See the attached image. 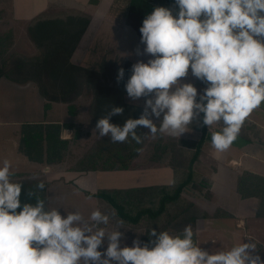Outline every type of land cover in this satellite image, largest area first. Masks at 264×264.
Instances as JSON below:
<instances>
[{"label":"clouds","instance_id":"obj_1","mask_svg":"<svg viewBox=\"0 0 264 264\" xmlns=\"http://www.w3.org/2000/svg\"><path fill=\"white\" fill-rule=\"evenodd\" d=\"M175 9L158 6L140 28L143 53L151 58L132 65L125 84L131 100L145 98L138 119L122 126L110 123L124 109L112 106L95 127L99 137L113 143H143L138 127L152 138H179L203 114L212 147L226 152L237 139L250 115L264 104V0H175ZM139 54V52H138ZM191 75L207 86L199 94ZM125 70H118L117 82ZM152 117L160 119L154 123ZM137 152L142 149H136ZM47 173V169L43 170ZM12 162L0 163V264H264L254 254L250 238L228 250L210 252L200 247L191 224L179 234L152 228L148 242L135 239L121 246L123 221L109 230L116 213L99 208L85 216L80 211L62 215L48 208L40 192L43 181L21 200L23 186L13 182ZM88 199H92L89 196ZM107 242L106 249H99Z\"/></svg>","mask_w":264,"mask_h":264},{"label":"rangeland","instance_id":"obj_2","mask_svg":"<svg viewBox=\"0 0 264 264\" xmlns=\"http://www.w3.org/2000/svg\"><path fill=\"white\" fill-rule=\"evenodd\" d=\"M165 1V0H162ZM73 13V11H71ZM75 17V16H74ZM77 17V16H76ZM75 19H68V18H55L53 20L51 19H40L42 22V25L36 26L32 30H34L35 34L37 35L38 31L43 27L45 30H54L56 27L59 28L60 26H64L63 24H69V30L77 29L80 30L81 27L79 22L76 21L81 18ZM84 21V20H83ZM8 22H10V18H1L0 17V31H2V27H5L8 25ZM11 27L17 26L15 23L12 24L10 22ZM68 26V25H67ZM25 27V26H23ZM65 27V26H64ZM92 27V28H91ZM100 23L98 20H94L91 22L90 29H93V32L89 33V36H92L95 34L94 31L99 30ZM21 29V28H20ZM24 29V28H23ZM13 30H17L16 28H13ZM1 34V32H0ZM11 35V33H10ZM9 35V36H10ZM12 41L10 44H6L5 53L0 57V63L3 60L7 61H20V60H27L31 61L32 59H35L40 56L43 50L37 48L36 41L34 38V35L32 33L29 34H21V33H13L12 35ZM56 38H59L56 37ZM116 42V45L120 48L121 51H123L127 56H129V61H131V64L129 67H127L125 71V78L123 81V84L121 86V89L118 92V95L116 96V100H118V103H114L113 106H120L123 107L124 112L123 115L118 116H112L110 119V123L120 125L122 126L123 123L128 118L132 119H138L140 115L143 112L145 98H140L138 100H131L126 93L125 90V84L129 77L131 76V68L132 65L135 64L137 61H144L147 62L151 57L147 54L143 53V49L145 45H137L136 49L133 50L134 54H132L133 51H128V49L125 47L123 41L118 39L117 37L114 39ZM83 46V45H82ZM97 45L94 46L96 48ZM103 46V45H102ZM80 43L77 45L76 51L73 54L71 60L74 64L78 65L79 67H83L84 69L90 68L96 72L97 70H100L103 73L104 79L107 76L105 73L106 68L104 67V64L107 62V56L109 53L111 54V50H104L99 49L100 53L101 51L104 52L103 56L100 61L95 62V57L97 56V49L96 50H87L83 46L81 49H79ZM84 49V50H82ZM116 50V49H114ZM139 52V54H138ZM115 53V52H114ZM116 54V53H115ZM122 61H126V57L123 55V57L119 58L118 65L115 66L114 70V79L112 80L113 83L104 81L100 83L105 85H116L117 84V75L118 70L121 67ZM112 62V60H111ZM96 63H98L99 67H96ZM100 75V74H99ZM191 81V82H188ZM183 82L185 83H192L198 90L199 94L203 93L204 88L207 86L205 83L201 82L200 80L196 79L194 76L191 75V72H189V75L186 78H183ZM31 83V82H30ZM26 91L31 90V86L34 91L33 97H24L23 101L25 103H35L36 98H38L36 94V85L32 82L31 85L29 83L23 84ZM17 90L11 89L10 93L13 95H9L10 99L15 100V96L19 99V95H15ZM15 92V94H14ZM0 97V101H1ZM94 101V88L88 84V83H80L79 89L77 94L72 97L71 100L66 102L67 108L64 109V112H62L63 116L67 115L65 117L66 121L70 122L71 129L69 131V148H67L66 152V158L63 163L55 165L56 170H60L61 172H77V168L79 167V161L83 158V155H86L91 148H93L98 143H107V144H116L117 147L122 151V156L126 157L128 153V149L124 150V143H113L111 141V138L109 136L105 137H99V133L95 132L96 127V120L92 112V105ZM27 109L32 107L25 106ZM112 106L109 107V109ZM262 111H264V104L261 106ZM58 113V112H57ZM39 115V113H38ZM41 116V113H40ZM56 117H62V115L57 114ZM252 118H256L261 123H264V112H259L257 109L250 115ZM154 123L160 122V119H157L155 117H152ZM198 119V118H197ZM198 122L193 121V124L189 126V131L182 134L179 138H174L165 135L162 139L165 145H168L169 143L174 144V147L176 145L179 146V148H183L186 150H192L195 146V143L199 140L201 135V124L199 120ZM247 123V122H246ZM246 123L244 124V128L242 127L240 134L238 135L237 139L234 141V145L238 146L239 148L248 147V144L245 143V136L250 135V138H254L255 132L247 131ZM221 127L219 124L213 125L210 129L208 126H206V133L209 134L220 131ZM149 129L144 127H138L137 132L138 134L142 135L143 137V143L140 145V149L142 151L138 152L135 159H133L130 164L129 168L125 170H122L123 172L119 174L117 178H115L114 181L117 182V185L119 186L117 189L120 190H126L128 186H135V187H142V186H150V187H159L162 185V183H166L169 178H167V175H171L169 168L170 163V156L169 154L167 156H163L165 158L162 162L158 163L155 161H150L151 155L154 154V145L157 138H152L151 135H149ZM207 135V134H206ZM246 136V137H247ZM206 137V136H205ZM254 141V140H253ZM256 141V140H255ZM134 141H132L133 143ZM134 145V143H133ZM204 145V144H203ZM173 148V147H172ZM169 149L170 152H173ZM209 148H212V146L208 145L203 148L201 147L200 156H207L209 153ZM2 147H0L1 152ZM176 149V148H175ZM250 152L254 154V157H245L242 160L238 159L236 161V164L230 163V160L228 161L229 166L225 165L224 163L227 162V160H220V156H218V160H214L209 162L207 158H203V162L200 164L202 165L207 164L208 166H203V171L201 172L202 176L199 179V182L192 185L189 189V192L185 194L186 198L190 201H193L195 205L198 207L200 211L196 213L197 221L196 225L193 228L194 232L196 233V240L197 244H200V247L216 252L218 250H228L233 245L243 241L245 243L249 242V239H252L257 244V250L256 253L260 255L261 259L264 260V218H256L255 215V203L257 205V200L254 198H249L245 200H240L234 193V184L237 182V177L241 175L243 172H255L258 175L264 176V142H262V145L258 148H249ZM253 151V152H252ZM211 152V151H210ZM160 154V153H159ZM171 154V153H170ZM237 156V155H236ZM3 155H0V161ZM21 157V156H20ZM258 157L261 159V161H258ZM251 158H257L256 160H253ZM1 163V162H0ZM12 166L13 171L15 175L13 176V182L20 183L23 186L22 189V195L21 200L22 202H32L34 203V198L30 200L27 193L30 190L35 189V185L41 181L44 182V176L42 175L44 172L43 170L48 167L45 163L41 164L42 172L34 171L31 166H29L27 160L24 158H15V160H12ZM51 167V166H49ZM240 169V172L237 173V171ZM243 169V170H242ZM131 170L130 172H127ZM237 170V171H236ZM252 171V172H250ZM82 172V171H78ZM84 172V171H83ZM91 172V171H86ZM216 172V175L214 177L212 176L213 173ZM88 174V173H87ZM254 174V173H252ZM77 175V176H76ZM75 176V177H74ZM81 176L80 174L74 173L71 177V185L76 182V178ZM83 176V175H82ZM75 179H74V178ZM115 177V176H114ZM113 177V178H114ZM87 180L83 181V187L86 188L83 189L81 192L88 197L84 192L91 193L97 192L98 189L97 186H95V189L92 188L94 184L92 185L88 178ZM171 179V178H170ZM64 182L65 177L62 179ZM76 180V181H75ZM214 180V182L219 183L222 185L221 194L218 195L216 193L210 194V189L212 188L211 182ZM172 181V179H171ZM76 185V184H73ZM77 186V185H76ZM236 186V184H235ZM127 187V188H126ZM46 195V184L45 189L43 190ZM42 192V191H41ZM213 193V192H212ZM209 194L208 200H205V195ZM41 196V194H40ZM195 197H199L201 199V202H199L197 199L194 200ZM52 198V196H51ZM67 198V199H66ZM54 199L58 204L59 201L62 205L60 208V212L62 215H66L67 212L72 211H80V208H83V205H81L78 200L76 199H69L66 195L63 196L61 199L58 194H54ZM91 203V212L97 208H99L101 211L106 213L113 212V209L106 203L98 201L94 198H92ZM59 200V201H58ZM63 200V201H62ZM243 201V202H242ZM201 211H204L208 214V219L201 218ZM223 212L227 213L228 217H223ZM117 220H119L117 217L112 219L110 221V224L108 225V229L112 230L117 227ZM183 221L178 220L177 223H180ZM162 225H168L166 224L165 216L161 221ZM182 224V223H180ZM170 230H176L178 227L168 226ZM184 228V227H182ZM152 228H149V224L146 221V219H143L138 223L136 226L130 225V224H124L123 227L119 229L122 233H124V238L122 240L121 246H132V242L135 239H139L142 241L144 237L151 231ZM183 230V229H182ZM143 242V241H142ZM107 242L105 241V244L102 246L101 251H104L106 249Z\"/></svg>","mask_w":264,"mask_h":264},{"label":"trees","instance_id":"obj_3","mask_svg":"<svg viewBox=\"0 0 264 264\" xmlns=\"http://www.w3.org/2000/svg\"><path fill=\"white\" fill-rule=\"evenodd\" d=\"M155 6L151 0H130L127 23L132 25L141 37L140 28L142 22L150 14ZM42 25V24H40ZM39 25V26H40ZM43 28V27H42ZM44 30V29H43ZM46 30H44L45 32ZM39 32V31H38ZM63 32L37 33V37L43 38L51 43L40 54L31 61H5L0 63V78L6 77L13 80H33L39 87L41 94L50 101L59 100L68 102L74 97L79 89L80 83H88L94 88V101L92 112L96 122L107 115L109 107L114 105L111 89L100 87L96 71L72 63L71 54L78 43L80 33L72 34V49L67 45L70 40ZM59 38H56L58 37ZM8 39L0 36V57L5 53ZM7 44V45H6ZM128 67V65H127ZM125 67V71L127 69ZM124 74V78H125ZM121 80V84H123ZM45 109L48 105L45 104ZM201 124V135L192 150L179 148L178 145L169 143L165 145L164 136H157L154 145V154L150 161L162 162L163 156H170L169 168L172 171V181L168 185L159 187H142L126 190H98L95 193L84 192L88 197L108 204L116 213V217L124 224L136 226L140 221L146 219L149 228L159 231H170L179 234L182 227L191 224L194 228L197 221L196 213L200 211L193 201L186 198L192 185L199 182L203 168L198 163L201 147L205 143L206 126L203 125V114L199 118ZM159 126V125H157ZM71 125H65L69 128ZM59 125L24 124L21 129L20 151L28 160L37 163L60 162L63 159V150L67 142L59 139ZM134 143V145H133ZM125 142L124 150L128 149L126 157L116 144L98 143L79 161V167L75 171H122L129 168L130 162L135 159L141 144ZM173 147V148H172ZM173 152H170L169 149ZM176 148V149H175ZM160 153V154H159ZM171 153V154H170ZM41 198L46 200L45 192L42 191ZM236 195L240 200L254 198L257 200L255 210L256 218H264V177L249 172H243L237 177ZM209 194L205 195L208 200ZM201 202L199 197H195ZM201 218L208 219L209 216L201 211ZM223 217H228L223 212ZM166 219V224L161 221ZM178 220L183 221L177 223ZM178 227L170 230L168 226ZM149 234L142 239L148 242ZM196 243V233L194 237Z\"/></svg>","mask_w":264,"mask_h":264},{"label":"crops","instance_id":"obj_4","mask_svg":"<svg viewBox=\"0 0 264 264\" xmlns=\"http://www.w3.org/2000/svg\"><path fill=\"white\" fill-rule=\"evenodd\" d=\"M152 4L155 7L163 6L168 8L175 9V4L169 3L167 1L162 0H151ZM130 0H0V17L1 18H10V22L15 23L17 26L11 27L10 22H8V25L5 27H2V31L0 36L6 37L8 39L7 44H10L12 41V34L13 33H23V34H29L32 33L35 38V43L37 48L44 50L48 45L51 43L46 42L43 38L37 37L35 34L36 32L32 30L37 25L39 26L42 24L40 22V19H57V18H68V19H75L81 18L82 20L78 21L81 29H73L69 30V24H63L64 26H60L59 28L54 30L56 32L62 31L65 35H68L70 38L67 48L70 50L72 49L73 42L71 41L72 34L80 33V38L78 40V43L73 48L74 51L71 54V58L73 54L76 51L77 45L80 43L81 48L84 46L86 51L87 50H96L97 49V56L95 57V62L100 61L103 53L99 51V49H106L111 50V54L107 56V62L104 64V67L106 68L105 73L107 76L104 79V75L100 70H97L96 72L98 74V84L100 87L111 89L110 93L113 96L114 103H118V100H116V96L118 95L119 90L121 89V81L114 86L101 84V82L108 81L112 82L114 79V70L115 66L118 65L119 58L123 57V55L126 57V61H122L121 67L125 70V67H129L131 64V61H129V56L125 54L123 51L120 50V48L116 45V42L114 39L117 37L121 41H123L125 47L128 49V51H133L136 49L137 45H143L141 43V37L137 33L136 29L127 23V13L129 8ZM73 11V13L71 12ZM75 16V17H74ZM84 20V21H83ZM94 20H98L100 23V28L97 31H94L95 34L92 36H89L90 32H93V29H90L91 22ZM68 25V26H67ZM25 26V27H23ZM13 28H16L17 30H13ZM21 28V29H20ZM24 28V29H23ZM92 28V27H91ZM45 30V29H44ZM43 28L40 29L38 33L45 34L47 30L44 32ZM52 30H48V32H51ZM35 32V33H34ZM11 33V35H10ZM10 35V36H9ZM83 45V46H82ZM96 48H94V46ZM103 45V46H102ZM144 46V45H143ZM79 47V49H81ZM116 49V50H114ZM84 50V49H82ZM116 54H115V53ZM134 54V51L130 56ZM70 58V61L72 62ZM112 60V62H111ZM73 63V62H72ZM96 67H99L98 63H96ZM189 72H191L189 70ZM100 74V75H99ZM31 83L33 82L37 89L36 94L38 98H36L35 103H25L23 101L24 97L31 98L34 95V91L32 86L30 87V91H26L24 87V83ZM31 82V83H30ZM191 82V81H188ZM11 89L17 90L15 95H19V99L17 96H15V100L10 99L9 95H13L10 93ZM0 147H2L0 155L2 154L3 157L1 158V163L4 159H8L12 162V160L15 158H24L27 160L29 166L33 168V170L42 172L41 164L33 162L27 159L26 156H24L19 147H20V140H21V129L24 124H41V125H59V139L62 141L67 142V147L63 150V159L66 158V152L67 148H69V131L71 127L65 128V125H71L70 122L66 121L65 117L67 115L63 116L62 112H64V109L67 108L66 102H62L59 100L50 101L44 98V96L41 94V91L38 87V85L33 80H11L6 77L0 78ZM45 104L48 105V108L45 109ZM32 106L30 108H26L25 106ZM259 112L262 111L261 107L257 109ZM58 112V113H57ZM39 113V115H38ZM41 113V116H40ZM65 113V112H64ZM57 114H61L62 117H56ZM200 117H198L197 120H199ZM195 120V122H198ZM200 122V121H199ZM247 122V123H246ZM246 126L247 131L255 132L254 138H250V135L245 136V143L248 144V147L239 148L238 146H235L232 144V146L223 153L217 152L213 147L209 148V153L207 156H199L198 163L201 164L203 162V158H207L209 162L218 160V156H220V160L224 161L227 160L225 165L229 166L228 161L230 160V163L236 164V161L238 159L242 160L245 157H254L255 152L251 153L249 148H258L262 145V142H264V123L259 122L256 120V118L249 117L246 120ZM215 126V125H214ZM220 127H222L221 124H219ZM245 126V125H244ZM243 126V128H244ZM201 131V129H200ZM205 137V143L203 145V148L211 145V135L206 133ZM254 140V141H253ZM256 140V141H255ZM211 151V152H210ZM217 153V154H216ZM237 155V156H236ZM21 156V157H20ZM83 155L82 157H84ZM203 157V158H202ZM253 160H256L257 158H251ZM60 162H53L51 164L45 163L48 167L47 173L42 174L44 176V183L46 184V205L48 208H61L62 205L59 201V204L52 199L54 197V194H58L59 197L62 199L64 195H66L69 199H76L78 202L83 205V208L81 209V213L87 218L91 213V203L93 199H88L81 191L86 188H84L82 185L84 184L82 180H91V184L93 189H95V186H97L100 190H120L117 189L119 186L117 185V182L114 181L115 178L119 176L123 171H91V172H61L60 170H56L54 167L55 165L63 163ZM258 161H261V159L258 157ZM203 166H208L207 164H202ZM202 165H200L202 167ZM51 166V167H49ZM237 166V164L235 165ZM230 167V166H229ZM243 170V169H242ZM126 171V170H125ZM131 170L127 171L130 172ZM237 171V170H236ZM240 172V169L237 171V173ZM252 172V171H250ZM80 174L81 176L76 178V182L71 185V177L73 174ZM88 173V174H87ZM255 175V172H252ZM170 176L167 175V178L169 180L166 183H162V185H168L171 183L172 179V171H170ZM83 175V176H82ZM216 175V172L213 173V177ZM77 176V175H76ZM115 176V177H114ZM261 176V175H258ZM65 177L64 182H62L63 178ZM75 177V176H74ZM73 177V178H74ZM114 177V178H113ZM264 177V176H262ZM171 178V179H170ZM75 179V178H74ZM212 188L210 189V194H221L222 185H220L217 182H214V180L210 181ZM236 184V183H235ZM234 184V189L232 190L233 193L236 195V186ZM142 187H150V186H142ZM133 186H128L127 189L132 188H142ZM92 192V190H89ZM88 192V191H87ZM213 192V193H212ZM95 193V192H94ZM52 196V198H51ZM237 196V195H236ZM67 199V198H66ZM63 201V200H62ZM243 202V201H242ZM255 203V207H256ZM60 210V209H59ZM62 214V213H61ZM255 216V215H254Z\"/></svg>","mask_w":264,"mask_h":264},{"label":"water","instance_id":"obj_5","mask_svg":"<svg viewBox=\"0 0 264 264\" xmlns=\"http://www.w3.org/2000/svg\"><path fill=\"white\" fill-rule=\"evenodd\" d=\"M165 1L172 3V4H175V0H165Z\"/></svg>","mask_w":264,"mask_h":264}]
</instances>
